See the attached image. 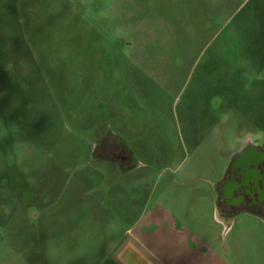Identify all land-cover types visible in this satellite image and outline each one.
I'll use <instances>...</instances> for the list:
<instances>
[{
  "label": "rangeland",
  "instance_id": "obj_1",
  "mask_svg": "<svg viewBox=\"0 0 264 264\" xmlns=\"http://www.w3.org/2000/svg\"><path fill=\"white\" fill-rule=\"evenodd\" d=\"M262 130L264 0H0V264H103L149 194L202 227ZM216 226L230 264H264L262 218Z\"/></svg>",
  "mask_w": 264,
  "mask_h": 264
},
{
  "label": "crops",
  "instance_id": "obj_2",
  "mask_svg": "<svg viewBox=\"0 0 264 264\" xmlns=\"http://www.w3.org/2000/svg\"><path fill=\"white\" fill-rule=\"evenodd\" d=\"M209 183L213 187L211 195L194 200L202 208L195 215L202 227L181 222L179 225L176 215L161 200L152 203L149 194L144 211L127 233L128 237L112 243L111 254L103 264H230L225 259L228 249L224 246L225 233L230 229L216 226L225 222L217 205L218 185L222 182ZM184 198H180V205H184ZM190 215L187 213L188 218Z\"/></svg>",
  "mask_w": 264,
  "mask_h": 264
},
{
  "label": "flooded vegetation",
  "instance_id": "obj_3",
  "mask_svg": "<svg viewBox=\"0 0 264 264\" xmlns=\"http://www.w3.org/2000/svg\"><path fill=\"white\" fill-rule=\"evenodd\" d=\"M95 148L102 155L132 167V155L107 138L100 139ZM218 185L217 205L221 219L230 221L240 213H252L264 220V130L246 134L239 150L232 154Z\"/></svg>",
  "mask_w": 264,
  "mask_h": 264
}]
</instances>
